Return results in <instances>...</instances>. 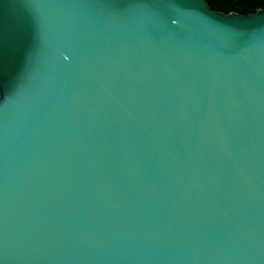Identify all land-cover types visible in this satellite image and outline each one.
<instances>
[{
    "label": "water",
    "instance_id": "water-1",
    "mask_svg": "<svg viewBox=\"0 0 264 264\" xmlns=\"http://www.w3.org/2000/svg\"><path fill=\"white\" fill-rule=\"evenodd\" d=\"M0 264H264V10L0 0Z\"/></svg>",
    "mask_w": 264,
    "mask_h": 264
},
{
    "label": "trees",
    "instance_id": "trees-1",
    "mask_svg": "<svg viewBox=\"0 0 264 264\" xmlns=\"http://www.w3.org/2000/svg\"><path fill=\"white\" fill-rule=\"evenodd\" d=\"M206 2L213 11L225 15L236 13L248 16L264 10V0H206Z\"/></svg>",
    "mask_w": 264,
    "mask_h": 264
}]
</instances>
